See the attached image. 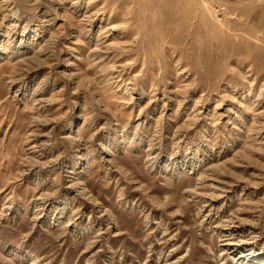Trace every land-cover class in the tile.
<instances>
[{
    "label": "rangeland",
    "instance_id": "1",
    "mask_svg": "<svg viewBox=\"0 0 264 264\" xmlns=\"http://www.w3.org/2000/svg\"><path fill=\"white\" fill-rule=\"evenodd\" d=\"M0 264H264V0H0Z\"/></svg>",
    "mask_w": 264,
    "mask_h": 264
}]
</instances>
